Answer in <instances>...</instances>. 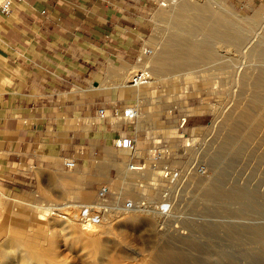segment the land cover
I'll return each instance as SVG.
<instances>
[{
  "label": "rangeland",
  "instance_id": "1",
  "mask_svg": "<svg viewBox=\"0 0 264 264\" xmlns=\"http://www.w3.org/2000/svg\"><path fill=\"white\" fill-rule=\"evenodd\" d=\"M154 1L156 14L160 0ZM220 1L237 15L257 17L243 23L235 45L211 56V45L195 25L191 34L172 36L173 54L154 72L153 97L134 99L119 87L112 99L102 94L101 102L120 110L132 105L139 113L119 129L134 140L128 162L141 166L126 183L132 194L120 195L124 179L118 163L125 157L116 153L110 165L104 161L105 147L73 169H66L61 158L58 167L25 174L13 187L0 182V264L21 261L25 241L33 247V260L25 264H50L45 257L56 252L59 264H154L155 253L163 256L160 264H264V0ZM161 2L160 10L168 1ZM160 13L154 14L149 40L170 35L169 28H161ZM192 44L198 47L194 52L188 49ZM145 47L129 65L156 48ZM113 128L118 130L114 123ZM138 141L144 143L140 157ZM77 173L75 180L63 178ZM103 186L108 193L102 205L108 211L132 200L147 210L167 204L168 213L159 224L149 213L134 221L113 217L110 233L89 234L70 217L80 215V204L96 201ZM38 203H78V208L67 207L68 219L53 216L43 222L34 213ZM35 254L44 258L38 263Z\"/></svg>",
  "mask_w": 264,
  "mask_h": 264
},
{
  "label": "crops",
  "instance_id": "2",
  "mask_svg": "<svg viewBox=\"0 0 264 264\" xmlns=\"http://www.w3.org/2000/svg\"><path fill=\"white\" fill-rule=\"evenodd\" d=\"M156 7L154 0H22L9 14L0 11L3 186L13 187L25 174L58 167L64 156L77 164L104 147V161L116 163L113 140L125 136L119 129L127 120L111 111L101 118L97 109L111 110L114 104L101 99L102 94L112 99L114 87L131 96L126 75L134 64L129 63L149 45ZM105 74L113 75L112 80L102 81ZM143 145L138 141L137 157ZM129 154H122L125 160L118 163L122 178L120 165L127 168Z\"/></svg>",
  "mask_w": 264,
  "mask_h": 264
},
{
  "label": "bare ground",
  "instance_id": "3",
  "mask_svg": "<svg viewBox=\"0 0 264 264\" xmlns=\"http://www.w3.org/2000/svg\"><path fill=\"white\" fill-rule=\"evenodd\" d=\"M168 3H164L165 8H162L160 16L161 21L163 22V30L170 29V35L164 36L161 34V40L155 41L154 39L150 40L149 45L156 47L154 51L147 50L143 52V56L139 57V62L134 65L130 66L127 75H126V85L127 89L131 93V96L134 98H139L142 95H148V97H153L152 91V83L154 78V72H156L159 68L160 70L163 67H166L165 62L168 59L169 55L173 54V50L171 49L174 47V43H170L172 36L177 35H187L193 33V28L198 26L200 32H202L203 37L202 41L209 42V55H214V52H218L219 50L225 51L229 49L230 45H235L240 38L244 34V25L243 23L249 21H256L257 17L252 16L248 17L242 14H235L229 8L225 6V4L220 0H166ZM163 4V3H162ZM171 25L168 27L167 25ZM196 30V29H194ZM197 31V30H196ZM159 37V36H158ZM179 37V36H178ZM178 40V39H177ZM261 44V43H260ZM198 48L196 44H192L188 49L189 51H195ZM225 49V50H224ZM197 50V49H196ZM149 52V55L146 53ZM264 50H261L260 53H263ZM174 59V58H173ZM151 62V67L147 70L144 65L148 63L147 61ZM171 60V59H170ZM180 62H187L188 59L179 57L177 59ZM145 68V69H144ZM125 69V68H124ZM143 72H142V71ZM120 75V74H119ZM122 78V77H121ZM117 79V78H116ZM124 82V81H123ZM262 86H264L262 81ZM131 111L136 112V116L139 115L136 111V107L129 105L126 106ZM113 115V114H112ZM128 119V118H123ZM133 119V118H129ZM121 137V136H120ZM119 138V137H118ZM117 138V139H118ZM116 140V139H115ZM116 147V146H115ZM118 148V147H117ZM117 153L124 154L130 153L129 149L125 148H118ZM124 182L120 186V195L125 196L126 194L131 193L129 188L127 187L126 183L128 181H133L137 174H139V170L141 166L138 164H128L127 168H125L124 163L120 165ZM168 175V173L164 174V176ZM132 194V193H131ZM99 196V194H98ZM101 198V199H100ZM103 197L99 196L96 201H94L93 205L88 204H65L67 206H62L60 204H49V203H38L35 204V211L34 213L37 216V220L47 221L48 217H58L63 216L66 219L67 207H91L96 210H101V217L98 221H91L85 219L81 214V210L79 209V214L77 212L72 215L73 220L79 221L81 225L84 227L85 231L89 234L97 233H107L111 227V220L113 217H120V219L129 218L131 221L137 219L138 215L142 213H149L155 217L157 223H161L164 216L168 213V205L161 204L158 208H153L151 210H147L145 207H142L141 204L135 201L132 208H127L126 206L115 205L113 209L109 211L104 209V204L102 202ZM20 198L17 199V202H22ZM33 207V204H31ZM78 206V207H77ZM83 206V207H82ZM76 210V209H74ZM88 210H90L88 208ZM130 213V214H129ZM75 218V219H74ZM100 227L101 230H98L96 227ZM92 234V235H93ZM24 245V256L21 261L15 262L14 264H25L29 259L33 260V247L30 243L25 241ZM11 248V247H10ZM10 253L14 251L12 249H8ZM14 254V253H13ZM59 253H51L45 260L48 261L50 264H59L60 259L58 258ZM35 260L39 263L44 257L42 255L35 254ZM152 263L160 264L163 262V256L161 254H153L152 255ZM63 261V260H62ZM13 262V261H12Z\"/></svg>",
  "mask_w": 264,
  "mask_h": 264
},
{
  "label": "built area",
  "instance_id": "4",
  "mask_svg": "<svg viewBox=\"0 0 264 264\" xmlns=\"http://www.w3.org/2000/svg\"><path fill=\"white\" fill-rule=\"evenodd\" d=\"M20 1L22 0H0V11L4 14H9L12 10L13 4L20 2ZM110 111L114 116L119 117V118H128V119L136 118V112L131 111L129 108H123L122 110H120V108L117 105H113ZM97 112H98V116L101 118H105L108 116L106 107H99L97 109ZM113 144L114 146L118 148H125V149H129L132 151V148L134 146V140L129 135H125V136H121L118 139H116L113 142ZM62 163L66 169H73L76 166V160L70 156L62 157ZM107 193H108V188L106 186H103L98 194L99 196L104 198V196ZM133 205L134 204L132 200H127L124 204V206H126L127 208H132ZM88 208L90 210H88ZM101 213H102L101 210H96L91 207H83L80 212V214L85 219H88L91 221H98L101 217Z\"/></svg>",
  "mask_w": 264,
  "mask_h": 264
}]
</instances>
